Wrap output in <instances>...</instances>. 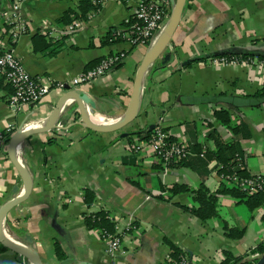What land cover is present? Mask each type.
I'll return each mask as SVG.
<instances>
[{
    "label": "crops",
    "instance_id": "crops-1",
    "mask_svg": "<svg viewBox=\"0 0 264 264\" xmlns=\"http://www.w3.org/2000/svg\"><path fill=\"white\" fill-rule=\"evenodd\" d=\"M79 1L24 0L20 13L28 33L13 41L7 36L1 42L4 49L15 52L31 75L54 84L64 82L70 88L83 71L100 60L123 54L122 62L112 71L74 88L96 103V109L87 107L90 115L97 114L103 118L102 124L113 125L125 118L137 71L150 48L132 45L126 38L103 41L115 34L127 35L126 21L134 15L138 0H101L98 10L85 19H75L83 22L77 32L51 39L62 42L56 54L36 51L33 36L59 24L62 14ZM10 3L2 0V9H8ZM168 6L171 11L172 0ZM2 27L8 30L0 22ZM232 47L254 57L264 55V0H187L165 51L171 59L162 65L160 58L147 70L139 114L133 123L120 131H95L78 123V105L70 99L58 120L63 129L34 134L18 144L17 158L32 176L33 185L29 197L6 216V235L36 250L43 264H107L108 241L85 221L86 214L104 209L121 235L118 264H163L170 252L166 238L190 264H219L224 251L238 256L264 241L263 209L251 211L233 196L220 195L221 219L244 229L243 236L235 239L228 236L220 218L204 221L190 211L192 192L172 195L169 191L175 184L195 190L202 183L212 192L218 191V162L199 156L195 148L207 144L209 150L216 149V141L209 136L213 130L224 142L238 141L248 173H264V104L240 108L193 100L215 95L236 98L262 88V65H220L212 58L200 59ZM4 81L0 87V132L7 134L8 127L13 132L0 142V207L25 192L22 176L9 156L11 136L20 129L44 126L67 92L52 89L41 102L15 109L9 103L12 86ZM221 107L237 124L246 126V134L235 135L216 119L215 111ZM152 125L161 126L174 140L189 146L193 152L187 165H173L166 172L150 147L144 146L138 153L130 151V144L140 138L136 134L122 138V133H147L155 129ZM85 190L94 197L91 204L85 199ZM56 243L62 249L61 258ZM0 264L34 263L9 249L0 253Z\"/></svg>",
    "mask_w": 264,
    "mask_h": 264
},
{
    "label": "built area",
    "instance_id": "built-area-1",
    "mask_svg": "<svg viewBox=\"0 0 264 264\" xmlns=\"http://www.w3.org/2000/svg\"><path fill=\"white\" fill-rule=\"evenodd\" d=\"M10 1L11 3L8 9H2V0L0 4V22L9 27L7 31L3 29L4 27L1 28L2 30L0 29V75L12 86L13 94L9 99V103L16 109L30 103L37 104L41 102L52 89L65 92L67 91V85L64 82L54 84L46 78L34 77L24 67L12 49H4L3 43L1 42L4 37L9 36L13 41L17 40L21 35L28 33V26L22 20L20 13L21 3L24 0ZM170 14L168 0H138L134 15L126 21L128 24L127 35L125 37L124 35L122 36L132 45L145 44L151 47L164 30ZM82 26V21L75 20L67 25H49L42 32L50 39H54L58 37V34H73L82 28ZM122 60L123 54L121 53L105 57L97 65L83 71L75 80V86L72 88L87 83L96 77L106 75L116 68ZM212 61L214 64L220 65L250 64L264 66V60H260L258 56L247 59L239 58L236 55L219 56L212 58ZM56 126L59 130L64 128L62 122H58ZM7 132L12 133L13 128L8 127ZM5 139L6 134L0 132V142L3 143ZM144 146L150 147L166 172L175 163L186 160L193 152L187 144L174 140L170 133L161 126L155 127L149 139L136 140L129 147L130 151L138 153ZM206 149L207 144H204L199 156L205 157ZM240 159L242 158L240 157ZM218 167H221V164ZM219 177L221 183L226 184L228 187H236L248 195L261 191L264 192V173H249L248 176H243L237 172L230 174L220 172ZM93 230L108 241L106 248L107 264H118L117 257L121 250L122 240L117 228L115 233H110L105 230L100 231L99 229ZM254 257H260V254H255L252 258ZM165 262H168V264H190L184 256L179 260H172L170 252L166 255Z\"/></svg>",
    "mask_w": 264,
    "mask_h": 264
},
{
    "label": "trees",
    "instance_id": "trees-1",
    "mask_svg": "<svg viewBox=\"0 0 264 264\" xmlns=\"http://www.w3.org/2000/svg\"><path fill=\"white\" fill-rule=\"evenodd\" d=\"M101 0H80L78 4L74 7L67 9L62 16L58 19V23L61 25L68 24L75 19H85L89 13L96 11L100 7ZM1 4V0H0ZM9 29V27H6ZM122 34L112 35L107 40H104L103 43L109 42H118L123 40ZM62 42L60 40L52 41L45 33L38 31L33 36V47L36 51H49L50 55H54L61 48ZM231 56V55H229ZM239 58L247 59L253 58L254 55L251 53L236 55ZM260 60H264V55L258 56ZM4 77L0 75V87L4 83ZM10 86L8 83H6ZM11 87V86H10ZM207 98H235L230 97L229 95H215V96H203L198 99H207ZM239 99L238 107H258L264 104V84L260 90L255 94L245 95L241 97H236ZM197 99V98H196ZM216 119L228 127L235 135L240 133L246 134V126L242 124H237L230 112L221 107L215 111ZM154 130H150L147 133H142L141 131L136 133H130L129 136L136 134L141 140H147L150 138ZM11 133H7L6 136L9 137ZM210 137L216 141V149L209 150L208 147L205 150V156L207 159H214L221 164V167H218V172L233 173L237 172L240 175L248 176L249 173L244 165V160L240 159L241 149L239 147L238 141L231 140L224 142L221 140L220 136L213 130L210 134ZM246 136V135H245ZM196 151L198 154L202 152V145H195ZM189 160H182L174 165H187ZM172 195L190 191L193 194V206L190 208V211L196 215L198 218L206 221L211 218H222L220 215V195L229 194L237 199L239 202H244L251 211L257 209L264 210V192H257L251 195L246 194L238 188L228 187L226 184L221 183L218 191L212 192L209 187L204 183L200 185L198 189L192 190L187 184H175L169 189ZM93 195L88 190H85V199L91 204L93 202ZM264 221V212L261 216ZM222 220V225L226 229L227 234L231 238H240L244 234V229H238L231 227L226 220ZM85 221L87 226L90 229H99L100 231H108L110 233H115L116 231V222L110 216V214L104 210H96L90 214L85 215ZM165 242L170 247V253L172 260L176 261L183 257V252L169 239H165ZM56 253L60 258L63 256L62 249L58 243H56ZM9 250L3 244L0 243V253L3 251ZM260 254V257H254L253 255ZM224 257L219 264H259V261L264 257V241L260 242L256 247L250 249L248 252L242 255H235L230 251H224ZM170 262V261H169ZM163 264H168L165 262Z\"/></svg>",
    "mask_w": 264,
    "mask_h": 264
},
{
    "label": "water",
    "instance_id": "water-1",
    "mask_svg": "<svg viewBox=\"0 0 264 264\" xmlns=\"http://www.w3.org/2000/svg\"><path fill=\"white\" fill-rule=\"evenodd\" d=\"M187 0H172L173 8L171 10V14L169 16V19L167 21V24L158 37L157 41L154 43L153 46L149 47L150 50L146 54L144 60L142 61L136 77L134 81V89L131 97V101L129 104V107L126 111L125 118L120 120L119 122L113 124V125H104L99 124L93 120L91 117L88 106H91L93 109H96V103L82 90H77L74 88L67 87V92L61 97V99L58 101V104L50 117L48 118L47 123L42 127L37 128H30V129H20L17 130L10 138L9 140V156L14 163L15 167L19 171V173L22 176V179L25 184V192L18 197H15L14 199L8 201L5 203L2 207H0V243L3 244L8 249L16 252L21 257H24L34 264H43L42 259L40 257V254L30 248L27 245L19 244L15 241H13L10 237H8L4 231V220L8 213L13 209L14 207L18 206L22 202H24L32 191V176L28 172V170L24 167V165L21 164V162L18 160L16 155V148L18 144L28 137L38 134V133H45L48 131H51L55 129L60 117V113L62 111V108L66 104V102L70 99H73L77 105L79 110V124H83L86 127H89L95 131L98 132H114V131H120L125 129L129 124L133 123L139 114V104H140V94L142 89V82L144 79V76L147 72V70L154 64L158 59L161 58V64H167L171 59V54L169 52L165 51L167 50V47L172 41V38L180 25L182 15L184 12V8L186 6ZM248 52L232 47L230 49H226L224 51H217L214 53H210L207 55H204L202 58H215L219 56H233V55H243L247 54ZM190 62V60L186 61L184 65H187ZM195 102L200 103H228V104H237L239 105V99L237 98H207V99H193ZM75 118V116H74ZM156 126L152 125L151 128H155ZM129 136V133L124 132L122 133L121 137L125 138ZM259 264H264V257L259 261Z\"/></svg>",
    "mask_w": 264,
    "mask_h": 264
},
{
    "label": "bare ground",
    "instance_id": "bare-ground-1",
    "mask_svg": "<svg viewBox=\"0 0 264 264\" xmlns=\"http://www.w3.org/2000/svg\"><path fill=\"white\" fill-rule=\"evenodd\" d=\"M91 115H92V118L95 122L100 123V124H102L104 122L103 118L100 117L99 115H97V114H91Z\"/></svg>",
    "mask_w": 264,
    "mask_h": 264
}]
</instances>
